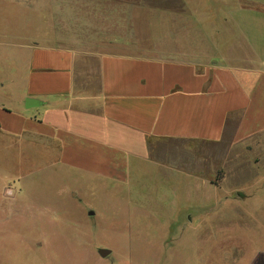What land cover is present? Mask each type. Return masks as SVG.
<instances>
[{"label": "crops", "instance_id": "obj_1", "mask_svg": "<svg viewBox=\"0 0 264 264\" xmlns=\"http://www.w3.org/2000/svg\"><path fill=\"white\" fill-rule=\"evenodd\" d=\"M104 1L99 23L83 35L75 27L67 39L43 34L28 45L24 23L17 41L0 42V58L10 54L0 66V135L8 147L50 141L62 165L117 183L155 167L161 176L204 180L188 162L187 144L264 134V59L249 50L241 66L227 59L236 26L251 48L245 17L236 19L225 3ZM254 21L261 40L264 19Z\"/></svg>", "mask_w": 264, "mask_h": 264}, {"label": "rangeland", "instance_id": "obj_2", "mask_svg": "<svg viewBox=\"0 0 264 264\" xmlns=\"http://www.w3.org/2000/svg\"><path fill=\"white\" fill-rule=\"evenodd\" d=\"M189 1L225 3L236 19H247L251 48L236 26L227 58L234 65L248 50L264 59V26L260 40L254 21L264 19V0ZM102 2L0 0V42L17 41L24 23L28 45L43 34L67 39L75 27L83 35L88 23H99ZM7 53L0 66L9 64ZM35 143L8 147L0 135V264H249L264 257V134L245 143L187 144L188 162L204 180L161 176L155 167L128 183L62 165L52 142L39 141L43 149ZM100 249L110 254L103 258Z\"/></svg>", "mask_w": 264, "mask_h": 264}, {"label": "water", "instance_id": "obj_3", "mask_svg": "<svg viewBox=\"0 0 264 264\" xmlns=\"http://www.w3.org/2000/svg\"><path fill=\"white\" fill-rule=\"evenodd\" d=\"M34 102L32 101V100H27L26 101V106L27 107H30L32 104H33ZM90 215H93V212H90L89 213ZM98 253L100 254V256L101 257H106V256H108L109 254H110V251L109 250H106V249H100L99 251H98Z\"/></svg>", "mask_w": 264, "mask_h": 264}]
</instances>
